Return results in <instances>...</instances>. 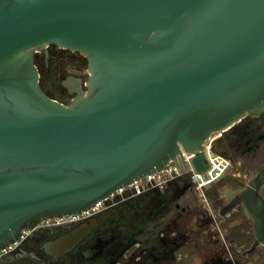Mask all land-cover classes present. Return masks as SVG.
<instances>
[{
  "label": "water",
  "instance_id": "1",
  "mask_svg": "<svg viewBox=\"0 0 264 264\" xmlns=\"http://www.w3.org/2000/svg\"><path fill=\"white\" fill-rule=\"evenodd\" d=\"M51 44L87 59L69 105L39 84ZM263 112L264 0H0V250L182 150L204 172L209 136ZM263 186L264 167L228 206L262 245Z\"/></svg>",
  "mask_w": 264,
  "mask_h": 264
},
{
  "label": "flooded vegetation",
  "instance_id": "2",
  "mask_svg": "<svg viewBox=\"0 0 264 264\" xmlns=\"http://www.w3.org/2000/svg\"><path fill=\"white\" fill-rule=\"evenodd\" d=\"M34 63L40 87L51 99L69 105L76 85L86 91L83 55L51 44L35 53ZM217 145L233 164L263 159V168L264 112L247 114ZM196 195L187 185L171 186L77 222H41L0 255V264H264V245L257 242L244 205L228 207L234 198L213 205L209 196L199 204ZM188 213L192 218L182 220ZM235 215L241 220L234 224Z\"/></svg>",
  "mask_w": 264,
  "mask_h": 264
},
{
  "label": "built area",
  "instance_id": "3",
  "mask_svg": "<svg viewBox=\"0 0 264 264\" xmlns=\"http://www.w3.org/2000/svg\"><path fill=\"white\" fill-rule=\"evenodd\" d=\"M228 130L214 132L204 142L203 154L205 157V162L208 165L204 172H197L193 165V160L195 159L197 152L195 151L193 153H189L182 150V156L177 157L178 163L177 161H171L161 171L150 173L129 185L118 188L108 197L103 200H99L92 207L80 214L55 220H82L96 213L99 214L104 210H109L121 203L134 200L145 193L163 192L166 188L171 186L182 187L187 185L189 189L194 190L197 194H199L202 199L206 198L205 191L209 189L216 181L228 175L233 165V162L229 157L224 156L216 151L217 142ZM182 158L184 159L185 163L183 162ZM25 231H23V233ZM18 243L19 242H16L5 247L4 249H1L0 255L12 250L15 246H17Z\"/></svg>",
  "mask_w": 264,
  "mask_h": 264
},
{
  "label": "rangeland",
  "instance_id": "4",
  "mask_svg": "<svg viewBox=\"0 0 264 264\" xmlns=\"http://www.w3.org/2000/svg\"><path fill=\"white\" fill-rule=\"evenodd\" d=\"M216 151L224 156L226 153L223 151L220 145H216ZM261 163H260V161ZM254 160L252 162L249 161H238L232 165L230 171V178L227 176L222 177L220 180L216 181L209 189L205 191L206 196L210 197L212 204H226L229 200L233 199L236 194L241 192L246 188L249 181H251L257 172L262 167L263 159ZM239 175V176H238ZM174 189V188H173ZM197 194V193H196ZM197 201L200 204V195L197 194ZM186 204L181 201V206H185ZM212 205V206H213ZM199 211H202L199 209ZM198 213V212H197ZM242 215V214H240ZM247 221L250 224V232L253 230V222L252 219L246 213ZM192 218L191 214L188 213L184 217L182 216V220H190ZM241 220L240 217L234 216L233 221L239 222ZM130 264H133L130 263Z\"/></svg>",
  "mask_w": 264,
  "mask_h": 264
},
{
  "label": "trees",
  "instance_id": "5",
  "mask_svg": "<svg viewBox=\"0 0 264 264\" xmlns=\"http://www.w3.org/2000/svg\"><path fill=\"white\" fill-rule=\"evenodd\" d=\"M50 98V97H49Z\"/></svg>",
  "mask_w": 264,
  "mask_h": 264
}]
</instances>
